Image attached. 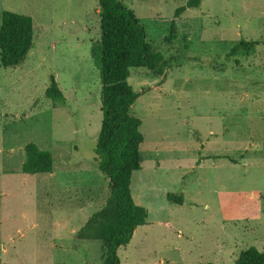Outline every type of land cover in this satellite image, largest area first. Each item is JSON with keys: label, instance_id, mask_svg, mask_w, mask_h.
<instances>
[{"label": "rangeland", "instance_id": "obj_1", "mask_svg": "<svg viewBox=\"0 0 264 264\" xmlns=\"http://www.w3.org/2000/svg\"><path fill=\"white\" fill-rule=\"evenodd\" d=\"M120 2L168 61L162 75L130 70L144 138L130 189L148 224L118 250L120 264H235L250 247L264 253V0H200L175 19L187 0ZM3 11L32 19L33 45L17 67L0 65V264H103L101 244L77 238L108 196L94 162L97 0H0V21ZM240 40L259 45L230 56ZM49 74L64 105L44 96ZM28 143L52 155V173L21 172Z\"/></svg>", "mask_w": 264, "mask_h": 264}, {"label": "trees", "instance_id": "obj_2", "mask_svg": "<svg viewBox=\"0 0 264 264\" xmlns=\"http://www.w3.org/2000/svg\"><path fill=\"white\" fill-rule=\"evenodd\" d=\"M100 16V41L92 48V57L99 70L101 83V124L96 138L94 162L108 180V196L104 204L93 212L77 238L101 244L103 264H120L118 250L126 248L137 228L147 225L146 209L137 205L131 194V178L141 170L143 158L140 146L143 135L141 121L134 115L133 106L139 96L128 83L131 69H147L162 75L168 64L147 41L144 27L133 12L120 0H97ZM200 0H187L174 12L178 18L186 9L197 8ZM176 27L171 22L168 43L175 39ZM33 45V21L30 17L3 11L0 21V65L15 68L30 53ZM258 41L240 40L230 56L252 51ZM44 96L52 103L64 105L66 99L59 90L53 74ZM25 159L21 172L26 175L50 174L52 155L34 143L24 147ZM170 204L182 205L183 195L168 193ZM235 264H264V253L254 247L241 251Z\"/></svg>", "mask_w": 264, "mask_h": 264}, {"label": "crops", "instance_id": "obj_3", "mask_svg": "<svg viewBox=\"0 0 264 264\" xmlns=\"http://www.w3.org/2000/svg\"><path fill=\"white\" fill-rule=\"evenodd\" d=\"M137 230V229H136ZM135 233V232H134Z\"/></svg>", "mask_w": 264, "mask_h": 264}]
</instances>
